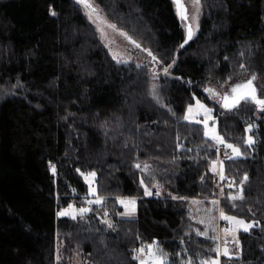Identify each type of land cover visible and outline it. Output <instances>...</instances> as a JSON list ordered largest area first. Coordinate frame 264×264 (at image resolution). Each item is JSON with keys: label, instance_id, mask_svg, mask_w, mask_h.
<instances>
[{"label": "trees", "instance_id": "1", "mask_svg": "<svg viewBox=\"0 0 264 264\" xmlns=\"http://www.w3.org/2000/svg\"><path fill=\"white\" fill-rule=\"evenodd\" d=\"M95 2L160 63L149 55L150 66L113 59L76 0H0V264H139L135 250L152 241L166 264L218 256L216 239L198 236L188 211L190 198L217 191L216 143L201 123L183 119L196 98L242 150L235 159L222 154L232 185L222 211L256 224L238 232L239 254L221 255L220 264H264V120L249 106L227 124L205 91L264 53V0H201L199 28L183 47L173 0ZM145 163L147 170L135 167ZM89 171L103 203L76 219L58 216L87 193L81 173ZM241 187L243 199H229ZM120 196L136 198L134 216L121 215Z\"/></svg>", "mask_w": 264, "mask_h": 264}, {"label": "rangeland", "instance_id": "2", "mask_svg": "<svg viewBox=\"0 0 264 264\" xmlns=\"http://www.w3.org/2000/svg\"><path fill=\"white\" fill-rule=\"evenodd\" d=\"M92 2L98 8V14H99V17L101 18L100 20H97L95 15L93 16L92 19H89V14H88L89 10L86 9L82 4H79V5L82 7L83 12L85 13L88 20L95 26L102 43L108 48V50L112 56L115 55L117 57L115 60L120 61V62H124V63H133V64L139 65V66L140 65L150 66V64H151L150 63V57L146 54V52H144L141 47H139V48L135 47V45L133 43L129 42L128 39H126L124 36H121L118 31H113L111 28L107 27V24H114V23H112L111 21L108 20L105 13L102 11L101 7L95 2V0H92ZM182 3L184 4V6L187 10V17H188L187 21L182 20L180 18L181 22L183 24V27H184L185 34H187V27L186 26L191 25L192 30H193L194 35H195L198 28H199V24H200V18H201V14H202V4L200 2V10H199V13H197L196 8L194 7L192 0H182ZM98 29H100V30H98ZM117 29L119 31L126 33L124 30L118 28V26H117ZM154 70H157V69L154 68ZM253 74L256 76V80L254 81V84L257 86V91H258L257 95L260 98L264 99V53L261 51L254 52V54H252V56H251V60L248 61V63L244 65V68H237L230 74H225V73L222 74L221 83L220 84H214L213 86H211V89H213L214 91H216L217 93H220L222 95L224 92H230L231 87L233 85H235L236 83H240L244 80L251 78ZM210 98L216 103L218 101H220L218 98H215L212 96ZM197 100H199L207 108H210L204 101H201L198 98H196L194 100V102L190 103L189 105L195 106ZM189 105L187 106V108L189 107ZM249 106L254 107L253 114H254V117L256 119H263L264 120V112L259 111L258 106L255 103L242 102L237 109H243V108L249 107ZM218 107H219V110L220 109L224 110V114H225L224 120L227 124H231V123L235 122V117L233 114V111L235 109L232 111H226L224 108H221V106H218ZM187 108L185 110V114L187 112ZM211 114H212L213 120L208 121L209 128H211L213 126V124H215V132L218 135L222 136L221 133L219 132L218 123H217L216 119L214 118L213 109H212ZM203 119H204V116H203V114H201V115L195 116L193 122L195 120H201L202 121ZM201 124L203 126V134L205 136L206 129L204 127V124L203 123H201ZM247 126H248V124H246L245 127L247 128ZM249 135L252 136V134L250 132H246V139ZM207 138H209V137H207ZM211 140L214 141L215 143H217L216 140H214V139H211ZM225 142L228 144H233V143L228 142L227 140H225ZM233 145H236V144H233ZM236 146H238V145H236ZM241 153H242V150H241ZM225 155L233 156V153L231 151V152H227ZM219 157L221 159L222 155H219ZM213 162H216L215 163L216 170H217V168L220 170V168H221L220 161L218 162V160H214ZM213 162L211 163L212 169H213ZM92 172L93 171L83 173L85 181H86L85 176L88 173H92ZM150 177H151V174H147L146 180L149 181ZM88 181H90L91 183H89ZM88 181H86L87 193L84 195L83 199L81 197L80 203L77 204L76 202L72 201L69 204V205H72L73 209L76 210V215H78V210L80 208H91V206L94 203L90 204V203H88V201H95L97 198H101L96 192L97 190H96L95 177L94 178L88 177ZM90 186L95 189V194L90 193ZM224 187L225 186H218L217 185L216 195L211 197L208 200L204 199L202 197L190 198L188 200L189 214L191 215L192 219L195 220L197 223L195 226V230L197 232H206L207 235L212 234L213 237H215V239H216V249L219 250V255L212 258V259H208V260H218L219 264H220V257H221V255H223L225 248L228 249L229 254L231 256H236L239 254V250H240L239 246L240 245H237L235 243L233 236H235L236 239H238V232L242 230L241 229L239 231H233L229 234H226L223 231V229H225V228L235 229L237 227L233 224H230L226 220L220 219V212L222 211V208L220 206V202H221L222 197H224V195H225ZM240 190L241 189H238L235 192L229 193V196H233V195L238 194L240 192ZM122 199L123 200H127V199H135L136 200V198L132 197V196H120V197H118V203H119V200H122ZM213 201H216V203H213ZM136 203H137V200H136ZM88 205H90V206H88ZM68 206L61 209L60 211L68 210L70 213L69 215H72L73 214L72 210L68 209ZM121 206L123 209L121 212V214H122L125 212V208L123 205H121ZM135 213H136V206H135ZM135 213H134V215H135ZM226 215H228V214H226ZM123 216H126V215H123ZM131 216H133V215H131ZM131 216H127V217H131ZM229 216H234V215H229ZM235 217H237L238 219H243L247 223L255 224L254 221H252V220H246V219H244L242 217H238V216H235ZM226 224H227V227H225ZM226 241H227V243H225ZM153 242L156 243V241L148 242L146 244L141 245L137 249L142 248V247L146 249L147 246L149 244H152ZM60 247H61L60 240H58L56 243V259H58L57 262H59V259H60ZM135 257H139V259H145V260L148 259L146 252H145V254L140 255L138 252L135 251ZM139 259H137L138 263H139ZM81 263H82V260L79 258H76L73 260V264H81ZM165 264H166V262H165Z\"/></svg>", "mask_w": 264, "mask_h": 264}, {"label": "snow or ice", "instance_id": "3", "mask_svg": "<svg viewBox=\"0 0 264 264\" xmlns=\"http://www.w3.org/2000/svg\"><path fill=\"white\" fill-rule=\"evenodd\" d=\"M194 7L196 8L197 13H199L200 10V2L201 0H192ZM77 3L82 4L86 9L89 10L88 14H89V19H92L93 16L95 15L97 20H100L101 18L99 17L98 14V8L95 6V4L92 2V0H77ZM173 3L176 5L177 8V15L182 19L187 21L188 17H187V10L184 6V4L182 3V0H173ZM52 15H55V12H51ZM195 18V17H194ZM107 27L111 28L113 31H118L119 34L121 36H124L126 39L129 40V42L133 43L135 45V47H140L139 44H136L135 41H132L130 37L127 36L126 33L119 31L117 29V26L115 24H107ZM187 36L186 39L184 41V44H187L189 40L192 39L194 32L192 30L191 25H187ZM100 30V29H98ZM184 45H180V47H183ZM148 55L152 57L153 61H156L157 63H160V61L157 60V58L152 55L151 52H148ZM117 57L114 55L113 59H116ZM120 62V61H118ZM126 62V61H125ZM175 63V61H173V64ZM172 65L169 64L167 67H164L163 71L165 74L168 73L169 68H171ZM241 68H244V65H241ZM256 80V76L253 74L252 77L244 82L241 83H237L235 85H233L230 89V92H225L224 94H220L217 93L216 91H214L211 88H207L205 89L206 92H208L212 97L218 98L222 103H221V107L224 108L226 111H232L234 109H237L239 107V105L242 102H252L255 103L258 106V110L261 112H264V99L260 98L257 95V86L254 84V81ZM212 109L207 108L204 104H202L199 100L196 101L195 106L189 105V107L187 108V112L184 115L183 119L186 121H193L195 116L201 115L203 114L204 119L201 120H195V123H203L204 127L206 129L205 131V136L209 137L210 139H214L217 141L218 144H223L226 148L231 149L233 156L228 157V159H235L236 157L241 156V149L240 147L233 145V144H228L225 142V139L218 135L215 132V124H213V126L211 128H209V124L208 121L209 120H213L212 117ZM253 125L251 123L248 124L247 128L245 129V132H251ZM244 143L251 147L254 143L255 140L253 139V137L251 135H249L247 137V139L244 141ZM215 163L213 162V171H216L215 168ZM221 164V168H220V172H219V176L221 180L225 179V176L223 174V167L222 164L223 162H220ZM53 172H55V166H51ZM136 168L141 169L142 171L147 170L149 168L148 164H144L143 168H141L140 164H136L135 165ZM79 171V170H78ZM82 175H84L83 173H81ZM88 177H95V173H88L85 176L86 181H88ZM248 180V176L245 175L243 177V179L241 181H239L240 185H243L244 183H246ZM89 183H91L90 181H88ZM141 186H144V191H145V195H152V191L145 186V182L144 180H141ZM235 183V182H233ZM232 185L230 184L229 187H231ZM153 187H159V185H153ZM90 193L91 194H95V189L92 188L90 186ZM243 188L241 187V190L238 194L230 196L229 199L231 200H242L243 199ZM157 196L160 195L159 191H157L155 193ZM172 199H183L182 197H176L173 196ZM88 203H95V204H102L103 201L101 198H97L95 201H88ZM119 203L121 205L124 206L125 208V212L122 213L121 215H126V216H131L134 215L135 213V206H136V200L135 199H127V200H119ZM213 203H216V201H213ZM233 207H235V205H233ZM68 209L72 210V219H76L77 215H76V210L73 209L72 205L68 206ZM91 209L89 208H80L78 210V214L82 217L84 213L89 212ZM70 213L68 210H63L57 213L58 216H68ZM105 217L108 216V213L105 212L104 213ZM220 219L222 220H226L228 221L230 224H233L235 226H237L235 229H230V228H225L223 229V231L226 234H229L233 231H239V230H243L244 232H248L251 228H253L254 226H256V224L253 223H247L245 220L243 219H238L235 216H229L226 215L224 211L220 212ZM104 223H106L108 225L109 228H113L114 225L107 219H105L103 221ZM258 223V222H257ZM198 236H206L207 233L206 232H197L196 233ZM213 239H215V237H213ZM233 239L235 241V243L237 245H239V240L236 239L235 236H233ZM227 243V241L225 242ZM136 252H138L140 255L145 254V252L147 253L148 259H139V257H134V259H139V264H165V258L167 256L166 253H163L162 250L159 249V247L156 245L155 242H153L152 244H149L147 246V248H139L135 250ZM217 254L219 255V250L217 249ZM224 256H228L229 259L233 258L230 254L227 248L224 249L223 252ZM189 264H191V262H189ZM202 264H219L218 260H205L202 261Z\"/></svg>", "mask_w": 264, "mask_h": 264}, {"label": "built area", "instance_id": "4", "mask_svg": "<svg viewBox=\"0 0 264 264\" xmlns=\"http://www.w3.org/2000/svg\"><path fill=\"white\" fill-rule=\"evenodd\" d=\"M215 149L218 152V159H217L218 162L219 161L222 162V159H220L219 155L226 154L227 152H231V149L226 148L223 144H218V143L215 144ZM222 167H223V164H222ZM219 172H220V170L217 168V170L215 171V174H214L215 177H216L217 185L218 186H226V185H229L230 182H231L230 178L229 177H226L225 174H224V172H223V174L225 176V179L224 180H221L220 179V176H219ZM71 191H72V195H75L76 194L74 188H72ZM84 195H81L80 197H82V199H83L84 198ZM88 206H90V205H88ZM225 227H227V224L225 225Z\"/></svg>", "mask_w": 264, "mask_h": 264}, {"label": "water", "instance_id": "5", "mask_svg": "<svg viewBox=\"0 0 264 264\" xmlns=\"http://www.w3.org/2000/svg\"><path fill=\"white\" fill-rule=\"evenodd\" d=\"M175 7H176V5H175ZM176 11H177V8H176ZM186 36H187V34H185V39H186ZM185 39H184V41H185ZM184 41H183V43H182L183 45H185V44H184ZM249 79H250V78H249ZM247 80H248V79H247ZM244 81H246V80H244ZM244 81H242V82H244ZM240 83H241V82H240ZM236 84H237V83H236ZM207 88H211V86H206L205 89H207ZM224 93H225V92H224ZM224 93H223V94H224ZM257 93H258V91H257ZM221 103H222V102L220 101V104H221Z\"/></svg>", "mask_w": 264, "mask_h": 264}, {"label": "bare ground", "instance_id": "6", "mask_svg": "<svg viewBox=\"0 0 264 264\" xmlns=\"http://www.w3.org/2000/svg\"><path fill=\"white\" fill-rule=\"evenodd\" d=\"M183 33V32H182ZM183 38V37H182Z\"/></svg>", "mask_w": 264, "mask_h": 264}, {"label": "crops", "instance_id": "7", "mask_svg": "<svg viewBox=\"0 0 264 264\" xmlns=\"http://www.w3.org/2000/svg\"><path fill=\"white\" fill-rule=\"evenodd\" d=\"M134 216V215H133Z\"/></svg>", "mask_w": 264, "mask_h": 264}]
</instances>
